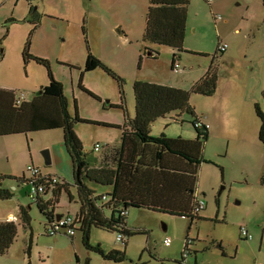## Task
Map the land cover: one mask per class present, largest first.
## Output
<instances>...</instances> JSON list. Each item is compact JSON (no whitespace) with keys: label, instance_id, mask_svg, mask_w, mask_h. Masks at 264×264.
I'll use <instances>...</instances> for the list:
<instances>
[{"label":"rangeland","instance_id":"rangeland-1","mask_svg":"<svg viewBox=\"0 0 264 264\" xmlns=\"http://www.w3.org/2000/svg\"><path fill=\"white\" fill-rule=\"evenodd\" d=\"M31 1L0 0V90L31 101L40 86L49 84L47 69L33 61L25 63L22 55L36 22L33 10L39 8L42 20L30 39V53L49 61L53 77L63 85L71 115L75 118L76 103L79 117L90 120L74 122V132L90 159L120 145L122 127L135 117L136 81L151 80L190 91L211 64L218 70L215 95L190 96L191 107L210 133L196 183V196L204 201V211L191 221L130 208L128 223L135 234L125 239L126 246L118 243L117 232L98 228L91 230L89 243L100 245L105 252L125 251L127 258L119 264H178L188 237L192 244L187 264H264V146L259 141L262 121L252 102L264 84V0H190L182 52L143 41L149 0ZM82 27L92 54L121 83L98 70L83 78L90 93L79 88L88 56ZM236 29L240 33H234ZM222 43L229 44L232 59L217 52ZM251 46L253 55L261 56L254 71H249L243 59L244 48ZM147 49L156 51L157 59L148 57ZM174 53L178 70L171 68ZM255 97L264 114L263 96L257 93ZM193 119L187 114L161 118L150 125L152 136L194 139ZM62 133L57 129L0 138L1 173L31 178L28 168L34 167L43 175L72 184L73 162ZM96 144L102 147L99 152L94 151ZM45 151L50 153V165H46ZM3 187L13 196L0 200V221L9 212L20 217V206L27 208L32 203L27 196L29 188L10 179ZM70 187L77 200L76 189ZM68 210L75 214L79 206L64 191L56 213ZM29 213L32 230L23 222L18 224V237L11 250L0 256V264H76L77 254L82 260L89 258L90 264H116L87 251L81 232L73 239L48 236L46 219L37 205H32ZM242 229L252 239L241 236ZM32 233V255L28 258ZM166 239L171 240L168 247Z\"/></svg>","mask_w":264,"mask_h":264},{"label":"trees","instance_id":"trees-1","mask_svg":"<svg viewBox=\"0 0 264 264\" xmlns=\"http://www.w3.org/2000/svg\"><path fill=\"white\" fill-rule=\"evenodd\" d=\"M149 3L143 41L149 45L166 46L174 52H182L190 0H149ZM35 20L22 54L23 60L25 63L33 61L44 66L47 69L49 84L41 86L31 101L23 100L18 105L15 103L16 93L0 92V137L62 130L65 149L73 162V179L72 184L58 181L50 189L47 184L48 190L45 194L37 195L29 207L19 208L21 216L18 217L17 223L0 222V256L7 254L13 246L18 237L19 223L23 222L31 229L32 219L29 211L32 205H37L45 217L44 228L48 235V228L58 216L54 212L58 198L64 191L71 194L68 186L72 185L77 191L76 203L79 210L71 216L75 218L76 232L82 233V242L86 250L100 255L105 261L122 263L127 258L125 251L105 252L100 245L93 246L89 243L93 228L117 232L118 235H122V243L126 246L125 239L135 234L128 224L130 208L164 212L182 219L189 218L191 221L198 218L205 209L196 211L198 201L196 183L198 170L205 162L202 158L204 142L207 141L210 133L205 125L202 129L195 127L194 123L199 119L191 107L190 96L192 93L205 97L215 95L218 89V70L211 64L205 76L197 81L190 91L148 81H136L133 89L136 100L135 117L128 119L122 127L120 145L106 149L97 159H90L89 154L83 151V145L74 132V122H90V120L79 117L76 103L75 118L71 115L63 85L53 77L49 61L30 53V39L41 24V16ZM82 32L88 56L80 75L79 88L90 93L83 86V78L85 74L98 70L106 71L107 75L121 83L122 80L112 70L95 58L90 51L89 39L84 27ZM217 52L222 53L220 50ZM146 55L157 59L159 54L147 49ZM173 58L172 66L178 58L176 53ZM254 110L262 121L259 141L264 146V114L258 104H255ZM172 114H177L179 117L184 114L192 116L194 119L191 124L197 131V137L183 139L166 137L165 134L152 136L150 125ZM51 177L47 175V178ZM34 178L0 176V200L11 199L13 196L10 189L3 187L6 179L17 180L29 188ZM42 181L44 180L40 179L38 183L43 184ZM262 182H264V173ZM104 189H110V192L103 194L100 190ZM49 193L51 198L45 200ZM32 239L33 233L26 250L28 258L31 255ZM191 244L190 239L186 237L182 259L178 264H187L186 261L191 254ZM75 259L76 263L80 262L78 257Z\"/></svg>","mask_w":264,"mask_h":264},{"label":"built area","instance_id":"built-area-1","mask_svg":"<svg viewBox=\"0 0 264 264\" xmlns=\"http://www.w3.org/2000/svg\"><path fill=\"white\" fill-rule=\"evenodd\" d=\"M30 1V0H29ZM34 1V0H32ZM227 48V44H223L220 47H218V50H220L221 52H224ZM173 68L175 70L179 69V65L175 62ZM25 99H23V96L21 95L20 97L17 96V100H16V105L20 104L21 101H23ZM195 127H197V129H202L204 124L201 123V121H195L194 123ZM205 127L208 128V125H205ZM101 145L96 144L95 145V152H99L101 149ZM28 171L32 173V177H35L29 184V199L31 202H34L35 197L39 194H45V192L48 190V186L49 189L50 187L53 188V185L58 183L57 178H47V175H43L40 170L34 168V167H29ZM41 174V175H40ZM42 177V178H40ZM44 180L42 181V183H38V180ZM48 179V180H47ZM37 180V181H36ZM48 184V186H47ZM205 208V203L202 199H198L197 201V206H196V211L200 212ZM10 223H17L18 219L14 216H9L8 220ZM58 234H65L67 236H71L74 237L76 235V227H75V218L74 216H71V214H66V215H62L61 219L59 221H54L53 224H51V226L48 228V235L50 236H57ZM240 234L241 236H243L246 240H250L252 239V237L248 234L246 229H242L240 230ZM117 241L118 243H122L123 242V237L122 235H118L117 236ZM171 244V240L166 239L164 245L166 247L170 246ZM76 264H83L82 262H78Z\"/></svg>","mask_w":264,"mask_h":264},{"label":"crops","instance_id":"crops-1","mask_svg":"<svg viewBox=\"0 0 264 264\" xmlns=\"http://www.w3.org/2000/svg\"><path fill=\"white\" fill-rule=\"evenodd\" d=\"M8 1H10V0H8ZM28 1V0H27ZM32 2V1H31ZM2 5H3V3H2ZM0 7H1V4H0ZM38 9L39 8H36V9H34L33 10V15H34V20L38 17V16H41L40 14H39V12H38ZM41 20H42V18H41ZM40 28V25H39V27H38V29ZM234 33H240V30L239 29H236V30H234ZM223 44H227V43H222L221 45H223ZM221 45H219V47L221 46ZM229 44H227V48H226V50L224 51V52H222L221 54L223 55V57L222 58H225V57H229L230 59H232L233 58V54L232 53H230V47L228 46ZM247 48H249V50L247 49ZM251 48H254V47H246V48H244V49H246L245 50V54H244V56H243V59L245 60V63H246V65L248 66V68L250 69L249 71H254V64L257 62L256 61V59H259V58H261V56L260 55H257V56H255V55H253V51H251ZM258 49H261V48H258ZM153 50H155L154 48H153ZM261 50H264V49H261ZM262 55H263V58H264V53H262ZM2 58H3V51H2V54L0 55V60H2ZM174 59V58H173ZM178 59V58H177ZM171 68L173 69V70H175L174 68H173V66H172V64H171ZM145 81H148V82H152L151 80H145ZM153 83V82H152ZM154 84H157V83H154ZM159 84H161V83H159ZM165 85V84H164ZM42 86H44V85H42ZM41 87V86H40ZM260 89H258L257 90V93H260L262 96H263V99H264V84H262V86H260L259 87ZM0 92H12V91H5V90H0ZM13 93V92H12ZM257 93H256V95H257ZM255 95V96H256ZM254 96V98H252V102H253V106L255 107V104H258L259 105V103H257V102H255L256 101V97ZM26 101H29V100H26ZM260 106V105H259ZM260 109H261V106H260ZM132 119V118H131ZM10 136H12V135H10ZM3 137H7V136H3ZM3 137H0V138H3ZM13 137V136H12ZM64 142V141H63ZM100 160H101V158H100ZM2 171H1V169H0V176H7V175H5L4 173H1ZM8 176H11V175H8ZM11 177H13V176H11ZM72 186V185H71ZM73 187V186H72ZM68 190L70 191V193L71 194H69V195H71V197L69 196V198H70V201L72 202V203H74V202H76V200H74V197H73V195H72V191H71V187H70V185L68 186ZM101 192H103V194H105V193H108V192H110V189H106V191H103V190H100ZM197 191V190H196ZM63 194V193H62ZM51 198V195H50V193L49 194H47V196L45 197V200H49ZM60 198H61V195H60V197L58 198V204L55 206V209H54V212L56 213V207L57 206H59V204H60ZM77 204V203H76ZM20 207H22V206H20ZM68 213H71L69 210L67 211V212H65V213H61L60 215H66V214H68ZM76 213V212H75ZM56 215H58L57 213H56ZM71 215H73V214H71ZM11 217V216H14V217H16L17 219H18V216H16V215H14L13 213H8L5 217H4V219L3 220H1L0 222H5V221H7L8 220V217ZM185 220V219H184ZM129 224V223H128ZM62 235H64V234H61V235H58V236H54L55 238H57V237H60V236H62ZM67 236V235H66ZM76 236V235H75ZM74 236V237H75ZM68 237H71V236H68ZM74 237H72L71 239H73ZM33 240V239H32ZM11 250V249H10ZM31 255H32V251H31ZM75 257H78V254H77V256H75ZM78 259H79V261L80 262H82L83 264H86V263H89L90 264V259L89 258H84V260H82L81 258H79L78 257ZM31 264V263H30Z\"/></svg>","mask_w":264,"mask_h":264},{"label":"water","instance_id":"water-1","mask_svg":"<svg viewBox=\"0 0 264 264\" xmlns=\"http://www.w3.org/2000/svg\"><path fill=\"white\" fill-rule=\"evenodd\" d=\"M45 155H46V159H47L46 165H50L52 163V160H51V156H50L49 151H45ZM60 219H61V216H59V215L56 216V221H59Z\"/></svg>","mask_w":264,"mask_h":264}]
</instances>
